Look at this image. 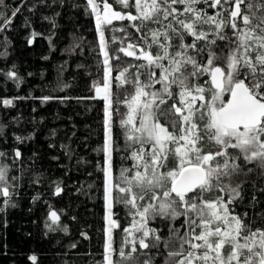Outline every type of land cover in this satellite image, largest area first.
<instances>
[{"label":"trees","instance_id":"1","mask_svg":"<svg viewBox=\"0 0 264 264\" xmlns=\"http://www.w3.org/2000/svg\"><path fill=\"white\" fill-rule=\"evenodd\" d=\"M96 2L103 6L102 0ZM107 3L118 12L137 14L134 0H130V7H124L117 0H107ZM212 3L213 0H201L195 7L208 16L219 13V18L227 24L234 0H222L223 5L217 10ZM249 3L259 5L261 0H245L241 4L243 13L251 15L256 8L249 10ZM173 7L179 10L177 15H184L180 19H192L191 14L183 12L185 5ZM170 18H161V31ZM237 23L241 24V21L238 19ZM134 25L136 21L125 19L104 27L113 74L110 111L112 169L116 181L124 169H132L128 175H133L137 163L131 158V150L126 148L129 142L126 130L121 126L129 111L126 100L134 94L137 75L141 83L150 81L148 69L139 67L146 62L126 56L119 49L132 44L143 46L154 54L160 51L151 43L152 23L142 21L139 31ZM203 30L210 33L209 40L216 39L213 34L217 31L215 25H204ZM233 31L225 27L220 34L234 39ZM179 33L183 36L169 30L176 51L185 52L198 63L206 64L211 50L220 56L215 63L224 67L230 47L228 40L217 39L215 45L195 41L197 49H204L197 52L196 49L180 47L193 43L195 38L183 29H179ZM160 39L162 43L171 44L164 37ZM116 56L119 60L114 58ZM126 68L128 83L121 86L116 77ZM191 70L189 65L188 71ZM9 72H15L16 78H10ZM156 73L159 78L161 70ZM245 75L246 70H242L239 79H244ZM105 77L96 18L87 0H0V152L5 154L1 156V167L7 170V185L10 186L9 199L2 195L6 185L0 183V264H106L104 149L105 119L109 109L105 100L93 98L96 96L94 86H102ZM209 78V74H198L190 77L188 83L202 86L208 81L205 97L210 98ZM162 87V84H155L154 88L146 90L156 91ZM179 91L176 85H172V97H165L167 102L160 105L157 112L159 122L170 132L180 128V118L171 107L174 103L180 106ZM44 97L50 99L44 100ZM4 100H12V104L7 106L3 104ZM200 103L198 101L197 105ZM199 115L197 113V117ZM206 122V117L196 120L202 136ZM136 123L139 126V120ZM144 147L147 152L151 145L145 144ZM201 147L204 152H215L218 148L207 138L201 141ZM16 150L21 153L18 158L15 157ZM174 167L175 158L169 155L161 171ZM232 182L242 184L243 196L235 204L234 213H247L245 222L250 221L255 227L264 225V191H261L264 189V175L259 169L245 171V174L234 176ZM57 186L63 189L60 195L55 194ZM160 191L157 189V193ZM213 191L218 190L204 194V199L215 200L219 195L227 199L226 194ZM121 195L114 191L113 215L119 225L113 236L114 264H140L145 259H150L151 264H174V259L179 257L171 258L168 253L179 250V240L173 230L184 235V216L149 218L147 227L161 237L157 247L138 249L133 261H121L118 252L127 236L123 230L131 227L135 212L130 206L116 202ZM150 195L139 201V205L144 206L147 201L157 203L150 200ZM51 211L60 215L58 224H52ZM147 242L154 243L151 237ZM32 256L37 257L35 262L30 259Z\"/></svg>","mask_w":264,"mask_h":264},{"label":"snow or ice","instance_id":"2","mask_svg":"<svg viewBox=\"0 0 264 264\" xmlns=\"http://www.w3.org/2000/svg\"><path fill=\"white\" fill-rule=\"evenodd\" d=\"M117 2L124 7L132 6L130 0ZM200 2L201 0H134L137 14L133 15L114 11L107 0H102L101 12L100 4H97L96 0H87L95 13L99 46L109 75L112 68L103 25H110L113 20L125 19L160 24L161 18L168 20L173 17L175 24L179 26L177 28L170 21L163 25V31L160 28L151 30V43L157 45L160 50L155 55L147 48L140 47V55L137 56L135 51L129 50L137 47L132 44L119 49L126 56H135L146 61V64L139 67L147 68L150 77L149 83L144 84L137 75L134 94L126 100L129 111L127 118L121 121V126L125 128L129 142L126 148L131 150V158L137 163L134 165V174L130 176L128 173H131L132 169H124L120 173L119 181L114 180L112 170L111 80H107L102 86H94L96 96L93 98L105 100L109 109L104 149L107 152V168L104 170L107 208L106 264H114L113 254L116 250L113 247V228L119 227L112 219L114 191L122 194L116 202L135 209L131 227L123 230L127 236L122 240L118 252L121 261H133L138 249L157 247L161 237L155 234V230L147 227L149 218L166 216L175 219L184 216V235L181 236L178 230H173L179 240V250L168 253L171 258L179 257L174 259V264H264V225L255 227L250 221L245 222L247 213H234L235 204L242 200L243 196L242 184L232 182L234 176L245 174V171L259 169L261 175H264V0H261L259 5H247L249 10L256 8L251 15L243 13L241 9L245 0H234L227 24L224 19L219 18V13L208 16L202 9H197L195 5ZM177 4L185 5L183 12L191 14L192 19H180L177 15L179 10L173 7ZM220 4L221 0H213L211 6ZM238 19L241 24L237 23ZM204 25H215L217 31L213 34L216 39H208L210 33L203 30ZM134 27L137 31L140 30L138 25ZM225 27L234 30V39L220 34ZM179 29L195 38L193 43L182 44L180 47L196 49L197 52L204 49H197L195 41L203 40L215 45L217 39L228 40L230 47L224 67L215 63L220 56L211 50L208 51L206 64L198 63L193 57L179 50L174 54L170 53V44L162 43L160 38L164 37L166 41H170L169 30L182 37L183 33H179ZM35 35L33 33V37ZM145 43H148L147 40ZM150 47L151 44L148 45V48ZM114 58L119 60V56ZM164 61L168 63L165 64ZM189 65L191 71H188ZM155 69H161L159 78H156ZM242 70H246L247 75L244 79H239ZM127 71V68L120 71L116 77L121 86L128 83ZM198 74L211 76L208 89L210 98L205 97L204 87L189 85L190 77ZM7 75L16 78L15 72H9ZM155 84H162V89L146 90L154 88ZM172 85L180 89V106L175 103L171 106L180 118V128L170 132L159 122L157 112L160 105L167 102L165 97H172ZM48 99L50 97H44V100ZM198 101L201 102L199 105ZM3 104L10 106L12 100H4ZM197 113L200 114L199 117ZM137 116L139 126L136 123ZM205 117L207 122L202 136L196 120H203ZM173 128L175 129V124ZM205 138L218 146L217 151H203L201 141ZM17 140L20 138L17 137ZM145 144L151 145L147 152ZM229 149L234 151L230 152ZM4 155L0 152V156ZM169 155L175 158V167L161 171L166 166ZM20 156V151L16 150L15 157ZM247 165L253 167H246ZM7 181V170L0 167V183L6 185L2 189V195L10 199V186ZM157 189L162 191L157 193ZM213 189L226 194L227 199L224 195H219L215 200H205L204 193ZM62 191L63 189L57 186L55 194L60 195ZM149 194L150 200L157 203L148 202L140 206L138 202L143 201ZM136 216L140 219L135 220ZM50 219L52 224H58L60 215L51 211ZM197 229L200 231L197 232ZM149 237L154 241L151 245L147 242ZM225 247L229 249L227 255L224 253ZM125 248L128 249L127 252ZM30 259L35 262L37 257L32 256ZM140 264H151V260L145 259Z\"/></svg>","mask_w":264,"mask_h":264},{"label":"rangeland","instance_id":"3","mask_svg":"<svg viewBox=\"0 0 264 264\" xmlns=\"http://www.w3.org/2000/svg\"><path fill=\"white\" fill-rule=\"evenodd\" d=\"M91 7V6H90ZM112 9L114 10V11H116L113 7H112ZM100 10H101V12L103 11V6H100ZM94 15H95V13H94ZM96 18V17H95ZM115 21H120V20H113V22H115ZM112 22V23H113ZM106 25H103V30H104V27H105ZM97 33H98V36H99V30H98V28H97ZM129 50H132V51H135L136 52V55L137 56H139L140 55V51L138 50V49H136V48H134V49H129ZM103 56V55H102ZM131 57H135V56H131ZM136 58V57H135ZM107 67L108 66H106L105 65V68H106V77H105V82L107 81V80H111V90H112V84H113V74H112V72H111V74L109 75L108 73H107ZM155 70H157V69H155ZM161 70V69H160ZM104 82V83H105ZM102 95V94H101ZM206 96H207V94H206ZM142 99H146V98H142ZM108 111V110H107ZM107 113V112H106ZM137 120H139V116H137V118H136V121ZM105 128H106V138H107V114H106V119H105ZM111 129H112V122H111ZM105 145H106V140H105ZM112 148H113V144H112ZM229 151L230 152H232V151H234V150H232V149H229ZM105 153H106V162H105V169L107 168V152H106V150H105ZM112 155H113V150H112ZM218 159H221V158H218ZM113 170V169H112ZM235 177H237V176H235ZM105 187H106V174H105ZM216 190V189H215ZM214 192H217L218 193V191H213V193ZM204 194H210L209 192H206V193H204ZM149 201H147L146 203H145V205L148 203ZM105 207H106V200H105ZM113 211V210H112ZM112 219L113 220H115L114 219V215L112 216ZM140 218L139 217H137V219L136 220H139ZM115 229H116V227H114L113 228V236H114V231H115ZM197 232H199L200 231V229H197L196 230ZM106 232H107V208H106ZM137 235H139V234H137ZM106 240H107V235H106ZM228 251H229V249L227 248V247H225V249H224V253H225V255H227V253H228ZM113 261H114V254H113Z\"/></svg>","mask_w":264,"mask_h":264},{"label":"flooded vegetation","instance_id":"4","mask_svg":"<svg viewBox=\"0 0 264 264\" xmlns=\"http://www.w3.org/2000/svg\"><path fill=\"white\" fill-rule=\"evenodd\" d=\"M222 5H223V4H222V0H221V4L218 5V6H215L216 10H217V9H221ZM212 13H213V12H212ZM178 15H179L180 18H181V17L183 18V16H184V15H180V14H178ZM170 20H171V22L176 26L174 18L172 17V18H170ZM142 21H143V20H137V21H136V25L139 26L140 23H141ZM161 22H162V19H161ZM151 28H152V30H153V29H156V28H161V23H160V24H153V23H152ZM172 35H174L173 32H172ZM170 42H171V44H170V50H169V51H170V52H173V51L176 52V49H177V48L173 45V43H172L173 41H170ZM140 47H143V46L137 45L136 49L139 50ZM158 50H159V49H158ZM152 54L155 55L154 53H152ZM141 60H142V59H141ZM143 61H144V60H143ZM145 62H146V61H145ZM156 71L160 72V69H157ZM209 79H210L209 81L211 82V76H210ZM207 84H208V81H204L202 87H204V88L206 89ZM173 86H174V85H173ZM204 95L206 96V93H204ZM227 98H228V97L226 96L225 99H227ZM251 166H252V165H251Z\"/></svg>","mask_w":264,"mask_h":264},{"label":"water","instance_id":"5","mask_svg":"<svg viewBox=\"0 0 264 264\" xmlns=\"http://www.w3.org/2000/svg\"><path fill=\"white\" fill-rule=\"evenodd\" d=\"M1 164H2V158L0 156V167H1ZM143 250H146V249H143Z\"/></svg>","mask_w":264,"mask_h":264}]
</instances>
